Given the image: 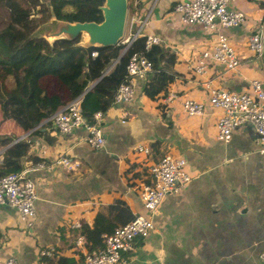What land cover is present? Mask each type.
<instances>
[{
    "label": "crops",
    "instance_id": "crops-1",
    "mask_svg": "<svg viewBox=\"0 0 264 264\" xmlns=\"http://www.w3.org/2000/svg\"><path fill=\"white\" fill-rule=\"evenodd\" d=\"M180 1L128 0L122 42L136 32L155 35L162 48L176 54L177 76L165 93L150 99L142 93L146 78H134L132 100L104 113L100 127L105 143L100 149L88 145L84 128L60 134L50 118L30 137L31 157L22 159L23 167L34 165L36 157L49 168L30 172L37 189L33 218L23 221L16 208L0 205L2 261L68 264L80 260L88 251L81 225L92 226L100 206L121 201L133 215L150 218L154 229L136 240L134 250L125 254L126 262L118 264H264L260 258L264 253V153L250 125L235 128L228 142L215 138L221 110L210 105L205 88L211 81L214 87L243 92L253 79L264 86V51L258 58L248 45L249 36L264 23V0L229 1L228 9L242 12L245 22L218 31L228 37L239 66L228 71L209 60L202 74H196L192 65L204 50H212L217 32L182 25L173 12ZM170 90L176 97L164 103ZM187 98L202 103L203 114L187 116L182 109ZM155 142L161 155L150 153ZM136 144L146 146L149 154L134 152ZM2 152L0 148V164ZM165 154L184 157L191 180L181 192L166 194L150 213L137 186L147 160ZM60 156L78 165H55ZM44 249L53 251L50 263L41 261Z\"/></svg>",
    "mask_w": 264,
    "mask_h": 264
},
{
    "label": "trees",
    "instance_id": "trees-1",
    "mask_svg": "<svg viewBox=\"0 0 264 264\" xmlns=\"http://www.w3.org/2000/svg\"><path fill=\"white\" fill-rule=\"evenodd\" d=\"M103 0H0V177L23 168L22 159L31 157L30 137L39 124L69 101L81 98L82 115L92 121L97 111L113 106L115 92L126 78V63L133 51L143 50L144 36L137 37L121 56L125 43L85 48L75 40L49 43L33 32L54 15L66 21L102 20ZM130 4H128V8ZM96 51L95 57L91 53ZM153 69L142 93L156 99L177 76L176 54L160 45L145 51ZM46 137V136H44ZM52 142V139L46 138ZM153 143L151 155H161ZM34 162L40 161L33 157ZM121 201L100 206L92 226L83 223L80 233L88 251L104 245L105 234L133 219ZM51 262L52 257L41 256ZM67 261V260H65ZM72 262H68L71 264Z\"/></svg>",
    "mask_w": 264,
    "mask_h": 264
},
{
    "label": "built area",
    "instance_id": "built-area-1",
    "mask_svg": "<svg viewBox=\"0 0 264 264\" xmlns=\"http://www.w3.org/2000/svg\"><path fill=\"white\" fill-rule=\"evenodd\" d=\"M230 0H182L173 6V12L178 16L182 25H197L202 29L217 32L216 41L212 50H204L192 65L196 74H202L207 69V61L223 64L226 70H236L239 58L234 48L230 45L228 37L219 32L220 28L241 26L245 22V15L240 11L228 9ZM140 37L139 32L128 37L123 53L130 44ZM143 50L133 51L129 54L126 63V78L118 86L113 105L131 101L133 98V80L136 77L148 78L153 69L151 60L145 51L153 45H162L158 36H144ZM250 50L261 58L264 51V23L259 25L249 36ZM98 53L93 51L92 57ZM209 103L212 107L221 110L216 122L215 138L228 142L232 131L243 125H250L259 143L260 153H264V86L261 81L253 79L249 89L243 92H234L222 87H214L211 81L205 83ZM176 97L172 90L163 97V102L168 103ZM183 112L187 116L203 114L204 105L193 99H184ZM104 113L97 111L93 114L92 121L87 120L81 111V98L69 101L63 108L55 112L50 121L60 134H68L76 128H84L87 132L85 141L93 149H100L105 143L101 130ZM136 153L149 154V149L142 144L133 146ZM55 165L74 168L77 162L67 156H60L53 162ZM144 177L141 178L137 190L146 210L153 213L166 194L179 193L191 180V175L186 169L187 161L182 156L165 154L160 157H151L146 162ZM49 168L45 162H36L30 167H23L20 171L0 177V205L6 204L18 210L21 220H30L35 216V201L37 189L30 177V172L37 169ZM29 223V221H28ZM30 225V223H29ZM80 224H76L79 227ZM154 229L150 218L134 215L133 219L124 225L114 227L110 234H105L104 245L92 251L84 252L82 258L71 264H118L125 263V254L134 250V243L143 239ZM0 240V249H1ZM81 243V237L78 238ZM52 249L41 250V256H52ZM264 261V253L260 254ZM0 264H17L14 258L0 259Z\"/></svg>",
    "mask_w": 264,
    "mask_h": 264
},
{
    "label": "water",
    "instance_id": "water-1",
    "mask_svg": "<svg viewBox=\"0 0 264 264\" xmlns=\"http://www.w3.org/2000/svg\"><path fill=\"white\" fill-rule=\"evenodd\" d=\"M102 20L95 21H66L52 18L40 25L33 36L42 37L50 44L55 40H75L76 45L85 48L114 46L123 41L127 16L128 0H103L99 6ZM124 53L122 52L121 56Z\"/></svg>",
    "mask_w": 264,
    "mask_h": 264
},
{
    "label": "rangeland",
    "instance_id": "rangeland-1",
    "mask_svg": "<svg viewBox=\"0 0 264 264\" xmlns=\"http://www.w3.org/2000/svg\"><path fill=\"white\" fill-rule=\"evenodd\" d=\"M128 33H129V31H128ZM122 43H124V42H122ZM124 49V48H123ZM123 51V50H122Z\"/></svg>",
    "mask_w": 264,
    "mask_h": 264
}]
</instances>
